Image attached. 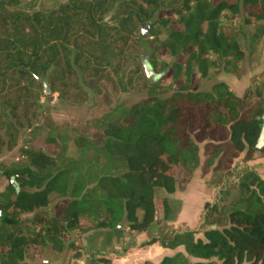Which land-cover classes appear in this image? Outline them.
Segmentation results:
<instances>
[{
	"label": "trees",
	"instance_id": "1",
	"mask_svg": "<svg viewBox=\"0 0 264 264\" xmlns=\"http://www.w3.org/2000/svg\"><path fill=\"white\" fill-rule=\"evenodd\" d=\"M16 4V0L0 2L2 25L14 27L11 38L0 39V94H5L14 74L41 85L49 68L56 72L62 68L61 73L85 86L92 81V59L99 69L112 68L129 43L149 52L143 63L156 72L170 71L173 82L183 84L169 97L156 94L99 120L102 134L93 140L83 136L74 140L75 158L67 156L68 134L54 126L46 145L56 147V155L24 148L20 164L0 166L9 181L0 193V211L5 214L0 220V264H27L32 249L64 255L66 264L71 253L72 259L81 257L71 239L74 232L126 228L143 233L160 224L164 226L149 244L159 242L167 250L184 251L160 264H264V178L245 167L226 181L233 172L231 160L226 162L230 154L243 155L245 163L255 160L264 86L242 97L224 83L210 92L191 89L195 69L204 80L210 70L243 76L244 63L248 59L251 67L253 61L241 43L248 40L253 25L257 29L249 39L251 53H258L255 60L259 59L264 0H69L50 13L4 10ZM114 8L111 22H105L104 15ZM148 24V39L142 40L137 34ZM162 52L171 63L160 59ZM134 56L142 61L140 54ZM83 61L81 71L78 65ZM249 100L254 104L247 108ZM198 116L201 123L196 128ZM208 125L215 126L219 136L214 140L209 136L202 161L191 132L194 127V133H204ZM168 154L178 157L172 173L159 171L156 165ZM258 155L264 158V147ZM198 170L202 178L212 177L211 188L226 183L221 197L204 205L200 230L179 233L167 224L168 197L182 191ZM233 189L236 199L224 206V197ZM159 192L165 198L163 215L156 219ZM53 199L58 200L55 209ZM98 263L111 264L104 258Z\"/></svg>",
	"mask_w": 264,
	"mask_h": 264
},
{
	"label": "rangeland",
	"instance_id": "2",
	"mask_svg": "<svg viewBox=\"0 0 264 264\" xmlns=\"http://www.w3.org/2000/svg\"><path fill=\"white\" fill-rule=\"evenodd\" d=\"M3 1L10 0H0V2ZM16 1V5L4 7V10L11 13L21 12L26 14H33L35 12L50 13L58 11L69 4V0ZM231 1L234 2L236 0ZM2 10L0 9V13ZM115 11V8L108 11L103 17L104 21L110 23L115 15ZM239 22L234 21L233 24L238 25ZM229 24V22H225L226 26H229ZM256 26L253 25L248 29L249 38L241 43V47L246 52L247 57H249L250 61H253L251 67L247 63L248 59L244 63L243 68L245 72L241 78H237L233 74L218 73L217 70H210L207 79L204 80L201 79L200 74L195 69V77L191 89L210 92L213 86L218 83H224L232 92L242 97L244 94H255L260 87L264 86V35L262 37L263 41L259 45L260 56L258 60H255L258 53H253V55L251 53L252 43L249 40L251 34L255 33ZM145 27L146 25L139 29L137 37L140 38L141 31ZM13 29L12 24L5 27L0 21V39L11 38ZM131 45L129 43L125 47L123 57L115 58L112 68L99 69L92 59L90 67L92 81L85 86L79 85L78 80L68 75V73H61L63 71L62 68L58 69L57 72L53 68H49L46 76L42 75L41 85L35 83L30 78L21 77L19 74L10 76L6 88L7 91L5 94H0V166L8 169L20 164L22 162L21 151L24 148L36 151L42 150L48 152L50 155H56V147L46 145V139L54 126L62 127V133L66 132L68 134L70 143L67 156L75 158L78 154L73 144L74 140L77 136L93 140L102 134L103 129L99 124V120L110 114H114L118 109L129 108L156 94L169 97L182 86V81L178 83L173 82L170 71L161 73L153 70L159 76V80L153 85L156 87L150 89L149 81L143 68V61L149 52L136 45ZM70 48L73 49L74 47L70 45ZM137 53L142 58L141 62L135 61L134 54ZM60 54L64 58L65 54ZM48 58L49 61L53 62L51 55ZM160 59L169 63L172 62L164 52L161 53ZM84 66L85 63L83 61V63L78 65V68H81V71H83ZM18 84H20V88L17 86ZM253 104L254 102L249 100L246 103V107L249 108ZM200 119L199 116L196 117V126L201 123L199 122ZM208 126V129L204 133H201V130L194 133V127L191 132L193 140H195L199 147L201 160H204L203 146L208 141L209 136L213 140L219 136V130L215 126ZM204 127L206 128V125ZM177 158V156L172 154L163 156L156 163L159 171L172 173L174 162ZM229 160H231L230 170H233V172L231 175L229 174L230 176H226V181L230 182L238 171L243 170L241 163L245 164V162L243 161V157H236L234 154H230L226 162ZM206 178L209 180L207 184L208 189L214 190L215 200L213 203H215L221 197L220 190L226 181L222 183L221 188H211L209 184H211L212 177L208 175L204 179ZM8 185L9 181L0 173V193L4 192ZM237 195V189L231 190V195L224 197L223 205L228 206L231 204ZM164 198V193H157L156 203L158 212H162V201ZM57 201L56 199L51 201V208L55 209ZM162 215L160 213V218ZM162 226L164 225L162 224ZM200 228L201 225L194 227V230L198 231ZM77 234L79 232H74L71 237L75 242ZM28 254L32 260L37 258L39 264L51 257L50 250L41 252L40 249H32Z\"/></svg>",
	"mask_w": 264,
	"mask_h": 264
},
{
	"label": "crops",
	"instance_id": "3",
	"mask_svg": "<svg viewBox=\"0 0 264 264\" xmlns=\"http://www.w3.org/2000/svg\"><path fill=\"white\" fill-rule=\"evenodd\" d=\"M255 160L241 163V167L252 168L264 178V158L257 156ZM208 182L209 180L202 178L201 171L198 170L194 174V179L182 191L168 197L171 203V216L167 224L172 230L179 233L194 231V227L201 225L204 205L213 204L215 200L214 190L207 187ZM160 213L162 212H158V218ZM161 226L162 224L157 225L154 230L143 233H135L126 228L122 231L101 229L79 233L76 236V245L81 257L72 259L74 253H71L67 256L69 261L66 264H99L98 259L103 258L110 260L111 264H160L166 257L184 254L182 248L171 251L163 248L159 242L149 244ZM63 260L64 255L51 252V257L43 260L41 264H64ZM37 261V258L32 260L28 254L27 264H39Z\"/></svg>",
	"mask_w": 264,
	"mask_h": 264
},
{
	"label": "water",
	"instance_id": "4",
	"mask_svg": "<svg viewBox=\"0 0 264 264\" xmlns=\"http://www.w3.org/2000/svg\"><path fill=\"white\" fill-rule=\"evenodd\" d=\"M150 28H151V24H148L145 28L142 29L140 39L142 40L148 39ZM144 70H145L147 79L149 81V84L151 86L155 85L159 80V76L154 73L152 67L148 65L146 61L144 62ZM263 147H264V117H263L262 131L258 139L257 145L254 149L255 152L257 153L256 157L259 156L258 154L261 152ZM175 179L178 180V175L175 177ZM4 217H5V214L0 211V220H3ZM156 219H158V213L156 214Z\"/></svg>",
	"mask_w": 264,
	"mask_h": 264
},
{
	"label": "built area",
	"instance_id": "5",
	"mask_svg": "<svg viewBox=\"0 0 264 264\" xmlns=\"http://www.w3.org/2000/svg\"><path fill=\"white\" fill-rule=\"evenodd\" d=\"M237 173H239V171Z\"/></svg>",
	"mask_w": 264,
	"mask_h": 264
}]
</instances>
